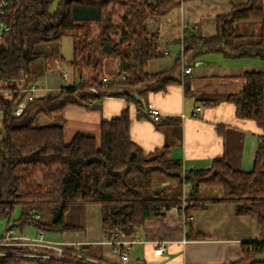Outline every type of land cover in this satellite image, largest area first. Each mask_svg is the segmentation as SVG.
Segmentation results:
<instances>
[{
    "label": "trees",
    "instance_id": "obj_1",
    "mask_svg": "<svg viewBox=\"0 0 264 264\" xmlns=\"http://www.w3.org/2000/svg\"><path fill=\"white\" fill-rule=\"evenodd\" d=\"M184 1L17 0L7 11L10 31L0 39V220L11 219L22 205L24 210L13 226L21 231L36 225L42 231L65 232L75 229L65 221L72 205L98 204L105 238L119 233L123 239H132L147 222L165 218L171 209L182 210L189 226L193 212L226 201L239 204L238 215L256 217L264 234L263 146L251 172L233 171L224 158L216 159L210 169L184 172L169 150L145 155L132 142L128 110L103 123L100 142L77 134L67 143L64 123L56 118L68 105L88 107L101 98L91 88L107 89L103 96L133 102L135 94L165 90L172 84L166 73L150 76L146 71L159 56V30H150L149 21L165 17ZM245 1L217 18L216 37L193 35L185 54L212 51L233 58H259L264 63V0ZM64 38L73 40L74 54L67 64L80 82L57 95L36 98L21 117L13 116L14 107L25 96L19 89L34 77L30 64L47 56L36 48ZM110 57L118 59L117 77L124 82L103 87ZM245 79L244 90L230 101L238 118L264 127V72L247 73ZM40 116L51 123L38 125ZM39 176L41 183L36 181ZM167 180L171 186L155 189L156 183ZM185 182L190 189L184 202ZM203 185L221 189L222 197L202 198ZM34 214L40 217L34 219ZM244 248L260 256L251 264H264V241L246 243ZM0 253V264H86L32 256L51 253L41 248L0 246Z\"/></svg>",
    "mask_w": 264,
    "mask_h": 264
},
{
    "label": "crops",
    "instance_id": "obj_2",
    "mask_svg": "<svg viewBox=\"0 0 264 264\" xmlns=\"http://www.w3.org/2000/svg\"><path fill=\"white\" fill-rule=\"evenodd\" d=\"M245 3V0H186L161 19L151 17L150 30H159V56L148 63L146 71L150 76L166 73L174 82L165 90L135 94L133 102L109 96L91 101L88 107L68 105L56 117L64 123L66 142L70 143L77 134L95 137L100 142L103 123L128 110L130 138L145 155L167 149L171 159L181 162L184 172L210 169L220 158L233 171L251 172L259 147H264V127L238 118L230 98L244 90L247 73L263 72L264 63L259 58H233L212 51L185 54L193 35L216 37L217 18L229 15L235 6ZM98 33L94 29V34ZM71 42L70 58L62 52V41L58 52L43 57L47 65L34 78L35 84H30L37 88L36 98L57 95L80 82L75 69L67 64L74 54L72 39ZM49 55H55L51 64ZM187 68H191L190 73H185ZM117 72L118 59L107 58L105 75L117 76ZM148 104L160 112L159 122L147 115ZM197 107L202 109L194 116ZM51 121L40 116L37 124L48 125ZM184 184L182 192L188 196L190 183ZM171 185L170 180L158 182L155 189ZM218 191L220 194L214 195ZM201 193L202 198L222 197L221 189L216 187L203 185ZM238 206L226 201L210 203L206 209L192 213L189 226L180 212H169L163 219L149 221L137 235L146 242L126 250L127 260L105 238L102 207L98 204L72 205L65 221L75 229L43 231L44 239L66 247L81 244L88 257L111 264H251L260 256L245 250L244 244L263 241L264 234L256 217L237 214ZM7 222L9 225L12 218ZM39 230L36 225H28L22 231L19 229V233L30 238L36 237ZM48 234L51 236L47 238ZM162 245L168 250L157 255L155 250Z\"/></svg>",
    "mask_w": 264,
    "mask_h": 264
},
{
    "label": "built area",
    "instance_id": "obj_3",
    "mask_svg": "<svg viewBox=\"0 0 264 264\" xmlns=\"http://www.w3.org/2000/svg\"><path fill=\"white\" fill-rule=\"evenodd\" d=\"M17 0H0V39H3L4 36L7 34V32L10 31V26L5 20L7 11L13 6V4ZM191 68L185 69V73H190ZM264 72V69H263ZM124 78L123 77H117V76H110L105 75L102 78V86L103 87H110L114 86L119 83H123ZM19 91H22L25 93L24 98L14 107L13 109V116L19 118L23 115L25 110L27 109L29 103L33 102L36 99V92L37 88L34 85H28L23 89H19ZM91 93L104 98L105 96L102 95V92L99 88H91ZM201 107H197L194 116H196L200 111ZM146 113L147 115L151 116L152 119L155 122H159L161 118L160 112L153 107L151 104H148L146 107ZM186 185L184 184V187ZM187 198L186 192H184L182 199L185 202V199ZM170 212H180L183 216L184 213L181 210H178L177 208L171 209ZM40 216L38 214H34L33 218L38 219ZM185 217V216H184ZM186 218V217H185ZM192 219L189 218V220ZM187 220V219H186ZM108 240V243L111 244L114 247V250L116 253L121 254L123 260H127L126 250L130 249L132 246L136 244H144L146 241L138 236L132 238V239H123L120 237V234L117 233L113 236H111ZM264 241V240H263ZM22 246V247H31V248H41L51 251L50 254H33L32 256L37 257H44V258H58V259H75L78 262L83 261L86 264H111L106 263L98 260L91 259L86 254L85 249L83 248V245L81 244H74L72 247H66L62 244L53 243L46 241L44 239V232L42 230H39L37 233V236L34 238H25L21 237L20 235L16 234L15 229L11 225L8 229L6 234L0 239V246ZM168 250V247L165 245L158 246L155 250V253L157 255H162ZM2 254V253H0Z\"/></svg>",
    "mask_w": 264,
    "mask_h": 264
},
{
    "label": "rangeland",
    "instance_id": "obj_4",
    "mask_svg": "<svg viewBox=\"0 0 264 264\" xmlns=\"http://www.w3.org/2000/svg\"><path fill=\"white\" fill-rule=\"evenodd\" d=\"M56 7V5H54V7L53 8H55ZM94 29H96L95 27H94ZM58 42H54V43H48V44H43V45H40V46H38L37 48H36V51L37 52H45V53H54L55 54V52H58L59 50H58V48H59V46H58ZM62 52H63V54L66 56V58H70V56H72V42H71V38H64L63 39V41H62ZM55 55H52V56H50V58H49V60H48V63L49 64H51L52 62H53V57H54ZM47 64H46V62H45V59H43V58H40V59H38V60H35L34 62H32L31 64H30V69H31V71L34 73V77H33V79H32V83H34L35 82V79L34 78H36V77H38L39 75H40V72H42L43 70H44V67L46 66ZM37 83V82H36ZM35 84V83H34ZM37 183H41L42 182V178H41V176H39L38 178H37ZM218 194H220V192L218 191V192H214V195H218ZM75 205H78V204H75ZM23 210H24V207L22 206V205H19V206H17L16 208H15V212H14V215H13V217H12V222H10L9 223V225H8V222H7V220H0V237L2 236V234L3 233H5L6 234V232H7V229L12 225H14V221L15 220H17L20 216H21V214H22V212H23ZM46 215H47V213L45 212V217H46ZM48 216V215H47ZM48 220V219H47ZM13 228L15 229V231H16V234L17 235H20V233H19V227H17V226H13ZM31 230L32 231H34L33 230V228H31ZM54 235V234H53ZM47 236V235H46ZM51 236V234H48V236H47V238L48 237H50ZM30 238H34V237H30ZM58 238V237H57ZM6 246H11V245H6Z\"/></svg>",
    "mask_w": 264,
    "mask_h": 264
}]
</instances>
